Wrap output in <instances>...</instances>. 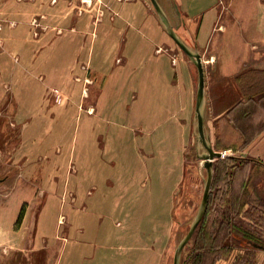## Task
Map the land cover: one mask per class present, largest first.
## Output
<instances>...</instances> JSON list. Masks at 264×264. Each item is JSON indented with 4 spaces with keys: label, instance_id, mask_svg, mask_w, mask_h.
I'll use <instances>...</instances> for the list:
<instances>
[{
    "label": "crops",
    "instance_id": "obj_1",
    "mask_svg": "<svg viewBox=\"0 0 264 264\" xmlns=\"http://www.w3.org/2000/svg\"><path fill=\"white\" fill-rule=\"evenodd\" d=\"M158 1L177 34L201 54L205 75L211 77L206 69L209 62L213 76L229 79L228 83L225 80L229 94H220L209 78L205 85V107L211 112L213 133L220 134V122L242 100L240 91L233 89L242 65L221 22L222 0ZM0 20L4 45L0 93L8 86L17 108L21 109V94L32 84L40 90L46 87L45 93H71L76 99L85 90L82 78L89 76L88 91L99 94L94 104L89 103L94 112L82 114L79 100L60 104L58 110L77 111L80 125L85 115L86 140H96V149L85 150L90 156L89 177L94 175L88 183L96 188L95 195L106 196L113 188L122 190L112 203L127 205L118 219L126 226L119 229L114 223L100 222L102 217L90 218L92 228L75 232L77 244L67 260L68 264L125 263L126 255L137 250L138 237L146 232L139 230L144 216L136 212V206L142 201L153 210L162 203L161 189L176 187L177 174L182 171L180 152L186 151L196 129L198 84L191 58L177 50L179 45L151 0H94L92 4L83 0H8ZM55 61L62 65H53ZM235 90L239 94L230 100ZM223 100L225 105L220 108ZM100 140L104 147L98 144ZM244 154L264 164V127ZM117 158L122 165L116 164ZM99 172L108 174L100 178ZM162 174L167 177L163 179ZM109 203L100 204V209L106 211ZM222 230L216 264H264L263 212L244 216L220 213Z\"/></svg>",
    "mask_w": 264,
    "mask_h": 264
},
{
    "label": "rangeland",
    "instance_id": "obj_2",
    "mask_svg": "<svg viewBox=\"0 0 264 264\" xmlns=\"http://www.w3.org/2000/svg\"><path fill=\"white\" fill-rule=\"evenodd\" d=\"M7 1L0 0V11ZM222 11L221 22L242 65V76L233 79V89H238L242 96L241 85L246 82L243 74L264 71V0H222ZM177 50L188 58L179 46ZM190 62L195 68L197 86L198 68L192 59ZM59 63L55 61L53 65L60 67ZM206 65L207 72L211 71L210 78L205 75L206 80L209 78L210 84L223 95L228 90L225 80L228 83L229 79L213 76V64L206 62ZM84 68L88 70V66ZM82 80L85 90L76 99L71 93H45L46 87L40 90L37 84H32L21 94V109L15 106V94L8 86L0 93V264H68L67 257L77 244L75 232L84 229L89 232L90 218L102 217L98 218L100 222L114 223L119 229L126 226V222L118 219L127 205L112 203L122 190L113 188L106 196L95 195L96 188L88 183L94 175L89 177L90 156L85 150L96 149V140H86L85 115L80 125L77 111L58 110L60 104L79 100L82 114L94 112L89 103L94 104L99 94L88 91L89 76ZM232 94L230 100L239 93L235 90ZM224 105L225 100L220 101V108ZM20 113L28 118H21ZM204 115L206 133L214 149L225 156L214 161L207 211L184 247L180 264H216L225 233L220 231V213L238 216L264 213V164L244 154L246 140L264 122V101L248 102L231 117L227 116L220 122V134L213 133L208 105ZM196 125L186 151L180 152L182 171L177 174L176 187L161 189L166 197L153 210H148L150 206L142 201L136 206V212L144 216L139 230L144 228L146 232L138 237L137 250L134 247L136 251L126 255L123 264H174L176 249L201 209L209 176L206 160L200 157L208 152L198 139V120ZM98 144L102 147L103 140ZM96 157L104 162L99 154ZM120 159H116L119 162L116 164H121ZM107 174L98 173L100 178ZM164 177L167 175L162 174ZM111 182L108 179L109 185ZM106 202L110 206L104 211L100 204ZM204 250L211 253L201 261Z\"/></svg>",
    "mask_w": 264,
    "mask_h": 264
},
{
    "label": "water",
    "instance_id": "obj_3",
    "mask_svg": "<svg viewBox=\"0 0 264 264\" xmlns=\"http://www.w3.org/2000/svg\"><path fill=\"white\" fill-rule=\"evenodd\" d=\"M154 4L159 16L165 23V26L169 32V34L174 38V40L177 42V44L181 47V49L193 60V62L196 64L198 68V74H199V81H198V91H197V104H196V116L198 120V132L199 136L198 139L200 142L203 143L205 148L207 149L208 153L202 154L200 157L204 160H206L205 165L208 168L209 176L206 183V188L204 192L203 202L201 209L198 213V216L196 217L195 221L193 222L189 232L187 235L183 238V240L180 242L179 246L176 249L175 257H174V264H180L182 251L186 244L190 241L192 236L194 235L198 225L203 220L205 213L207 211L208 203H209V196H210V190L212 185V178H213V164L214 161L222 156H225V153L222 151L215 150L210 137L208 134H206V128H205V116L203 112V104L205 99V85H206V77H205V67L203 64L202 56L201 54L196 51L195 49L191 48L176 32L174 29V26L171 24V22L168 20L166 14L164 13L160 3L158 0H151Z\"/></svg>",
    "mask_w": 264,
    "mask_h": 264
},
{
    "label": "trees",
    "instance_id": "obj_4",
    "mask_svg": "<svg viewBox=\"0 0 264 264\" xmlns=\"http://www.w3.org/2000/svg\"><path fill=\"white\" fill-rule=\"evenodd\" d=\"M264 71H250L243 74L242 79H246V82L241 85V92H242V100L237 103L230 111H228V116L231 117L234 113L238 111L243 105H245L248 102H259L264 101ZM242 75H239L238 78H240ZM244 99V100H243ZM235 120V119H234ZM264 127V122L262 125L258 127L256 132L252 136L249 137L248 140H246V144H248L252 138L256 136V134ZM217 248H214L216 250ZM202 256H200L202 259L201 261L205 260L206 254H210L208 250H204ZM211 251V250H210ZM217 251V250H216ZM220 258V255L216 256V260Z\"/></svg>",
    "mask_w": 264,
    "mask_h": 264
},
{
    "label": "built area",
    "instance_id": "obj_5",
    "mask_svg": "<svg viewBox=\"0 0 264 264\" xmlns=\"http://www.w3.org/2000/svg\"><path fill=\"white\" fill-rule=\"evenodd\" d=\"M85 3H87V4H92V2L94 1V0H83ZM35 22H37L36 20H35ZM1 28H2V25L0 24V30H1ZM2 45V39L0 38V46Z\"/></svg>",
    "mask_w": 264,
    "mask_h": 264
},
{
    "label": "bare ground",
    "instance_id": "obj_6",
    "mask_svg": "<svg viewBox=\"0 0 264 264\" xmlns=\"http://www.w3.org/2000/svg\"><path fill=\"white\" fill-rule=\"evenodd\" d=\"M205 111V99H204V104H203V112ZM196 129H197V125H196ZM202 143V142H201ZM207 151V150H206ZM208 152V151H207ZM81 218V217H80ZM82 219V218H81ZM80 219V220H81Z\"/></svg>",
    "mask_w": 264,
    "mask_h": 264
}]
</instances>
